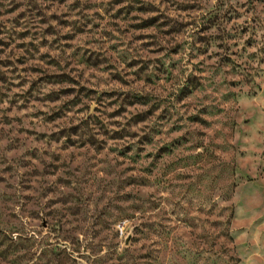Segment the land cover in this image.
<instances>
[{
  "label": "rangeland",
  "instance_id": "374dc122",
  "mask_svg": "<svg viewBox=\"0 0 264 264\" xmlns=\"http://www.w3.org/2000/svg\"><path fill=\"white\" fill-rule=\"evenodd\" d=\"M0 264H264V0H0Z\"/></svg>",
  "mask_w": 264,
  "mask_h": 264
}]
</instances>
